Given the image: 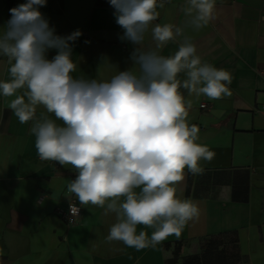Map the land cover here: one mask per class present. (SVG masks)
Wrapping results in <instances>:
<instances>
[{"label": "crops", "instance_id": "crops-1", "mask_svg": "<svg viewBox=\"0 0 264 264\" xmlns=\"http://www.w3.org/2000/svg\"><path fill=\"white\" fill-rule=\"evenodd\" d=\"M25 2L0 0V27L9 9ZM185 4L165 0L158 9L153 25L184 29L162 54H174L190 39L202 62L232 75V94L221 99L181 89L192 102L188 120L200 128L198 143L214 153L200 162L203 174L186 172L178 185V195L199 206V217L156 248L108 241L115 214L79 205L67 191L76 170L42 161L30 134L33 122L21 124L8 108L12 97L0 96V264H264V0H216L215 19L198 30ZM40 11L58 34L82 32L73 45L74 77L107 79L131 66L133 45L119 39L123 30L108 0H48ZM146 44H152L150 33ZM8 67L0 57V80L9 78ZM204 103L209 110L200 108ZM44 112L37 107L36 118ZM72 202L82 210L77 220L67 214ZM141 230L150 236L154 229Z\"/></svg>", "mask_w": 264, "mask_h": 264}, {"label": "clouds", "instance_id": "clouds-1", "mask_svg": "<svg viewBox=\"0 0 264 264\" xmlns=\"http://www.w3.org/2000/svg\"><path fill=\"white\" fill-rule=\"evenodd\" d=\"M47 2L26 0L9 9L0 27V57L9 65L0 96L12 97L8 108L21 124L33 122L42 161L76 170L67 191L79 205L115 214L108 241L139 251L179 238L200 209L178 195V185L186 172L203 174L200 162L214 156L198 143L200 128L188 120L192 102L181 89L212 100L231 96L230 71L202 62L190 39L162 54L184 32L172 23L153 25L165 0H108L123 30L119 39L133 45L131 66L107 79L74 77L73 45L82 32L58 34L40 11ZM215 6L216 0H186L182 10L198 30L215 19ZM149 33L152 44H146ZM39 106L45 112L36 118ZM70 212L78 215L79 207L71 203ZM140 225L154 230L149 236L137 231Z\"/></svg>", "mask_w": 264, "mask_h": 264}, {"label": "built area", "instance_id": "built-area-1", "mask_svg": "<svg viewBox=\"0 0 264 264\" xmlns=\"http://www.w3.org/2000/svg\"><path fill=\"white\" fill-rule=\"evenodd\" d=\"M202 110H209V106L208 104L204 103L201 105L200 107ZM262 111L264 112V107L262 108ZM71 204V203H70ZM70 204L68 205V208H67V214L68 216L71 218V219H74V220H77L80 218L81 216V213H82V210H81V207L76 203V202H72V204L76 205L77 207H79V213L78 215H73L71 212H70Z\"/></svg>", "mask_w": 264, "mask_h": 264}]
</instances>
